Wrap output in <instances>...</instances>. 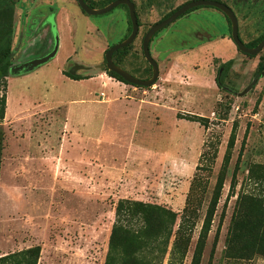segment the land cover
Returning a JSON list of instances; mask_svg holds the SVG:
<instances>
[{
  "label": "rangeland",
  "instance_id": "rangeland-1",
  "mask_svg": "<svg viewBox=\"0 0 264 264\" xmlns=\"http://www.w3.org/2000/svg\"><path fill=\"white\" fill-rule=\"evenodd\" d=\"M16 1L22 20L13 11L10 66L0 87V254L38 245L36 264H102L114 205L125 198L175 212L168 247L179 225L187 239L182 264H190L202 235L198 264H264L261 252L242 257L237 251L257 236L229 240L242 197H264V47L255 55L234 54L224 16L199 6L152 35L148 50L159 64L157 78L148 87L133 86L103 71L104 50L127 34L126 6L88 15L73 4L77 12L66 6L69 21L59 23L55 57L30 67L27 61L52 48L51 38L27 44L28 22L47 7L31 6L27 14ZM185 1L132 0L139 25L121 62L126 71L150 75L141 37ZM244 1L236 19L248 42L264 33V0ZM229 58L217 86L218 67ZM73 67L83 79L66 75ZM219 174V196L203 232Z\"/></svg>",
  "mask_w": 264,
  "mask_h": 264
},
{
  "label": "trees",
  "instance_id": "trees-1",
  "mask_svg": "<svg viewBox=\"0 0 264 264\" xmlns=\"http://www.w3.org/2000/svg\"><path fill=\"white\" fill-rule=\"evenodd\" d=\"M83 1L89 7L95 8L97 7L96 5L101 6L103 3L107 4L112 0H101L97 3L92 0ZM217 1H222L228 5L235 16L240 13L245 3L244 0ZM123 6L125 7V5ZM198 7H193L185 11V13ZM175 8L176 7L168 10L161 19L166 17ZM125 9L127 8L125 7ZM134 9L137 24L139 25L135 5ZM13 11L14 2H12V0H0V87L2 90L5 87V77L7 76L10 66ZM224 18L227 22L229 32V21L225 16ZM127 24L128 34L130 31V22L128 18ZM237 32L239 36L238 26ZM263 36L264 33L248 42H243L240 36L239 38L246 46L253 47ZM130 44L119 48L112 53L111 59L116 65L122 67L121 62L123 56L126 50L130 47ZM231 62V59H228L219 65L217 76L215 77V83L217 86H220L221 77L229 68ZM148 69L150 71L149 66ZM103 71L117 81L126 83L115 73L106 70L105 66ZM66 75L74 80L84 78L76 74L67 73ZM4 102L5 96L2 91L0 93V120L3 117ZM184 118L201 124L205 123L203 117L193 114H186ZM232 140L233 132L231 131L227 146L230 147ZM221 184L222 175L219 174L216 178L215 186L208 202L206 215L202 222L201 229L203 232L209 228ZM240 203L241 209L239 212H241V219L232 221L233 223L231 225L229 240H236L239 237L250 239V236H257L259 241L242 243L237 247V251L242 257H246L251 251H257L264 254V197L246 195L242 197ZM113 210L114 220L110 228L107 249L102 264H182L187 239L184 238V241H182V238L180 237V229L178 228L179 225L175 230V233H178V235L174 236L171 245L168 247L169 239L173 233L172 228L175 222V212L159 204L125 198H119L116 201ZM216 230H218V226ZM202 236H198L197 238L190 264H198L199 262V256L202 249ZM39 250L38 245H32L16 251L0 254V264H36L39 257Z\"/></svg>",
  "mask_w": 264,
  "mask_h": 264
},
{
  "label": "water",
  "instance_id": "water-1",
  "mask_svg": "<svg viewBox=\"0 0 264 264\" xmlns=\"http://www.w3.org/2000/svg\"><path fill=\"white\" fill-rule=\"evenodd\" d=\"M76 4L80 8L81 11H83L85 14L88 15H96V14H102L113 7L123 4L127 8V15L130 22V31L127 34L126 37L121 39L120 41L109 45L103 52V60H104V66L106 70L111 71L118 75L124 82L127 84H131L133 86H139V87H148L152 85L158 75V66L155 60L151 57L149 50H148V43L152 35L157 32L162 27L166 26L173 20H175L177 17L185 13V11L198 6H210L214 7L218 11H220L229 21V37L232 41V43L235 45L236 49L244 54L247 55H255L257 54L263 47H264V36L260 39V41L253 47L246 46L239 38L238 32H237V19L235 14L233 13L232 9L223 3L222 1L217 0H187L179 5L176 6V8L169 13L166 17L153 22L143 33L141 37L140 42V49L143 58L150 66V76L148 78H138L133 75H131L129 72H127L124 68L116 65L112 59L111 55L112 53L122 47H125L126 45L130 44L138 31V24H137V18L135 15V9H134V3L131 0H112L105 4L102 7L99 8H93L89 7L83 0H75ZM53 50L47 54H45L42 57L31 59L25 63V65H30V67L36 66L44 61H46L50 56L53 54ZM74 72V67L70 69L69 73L72 74Z\"/></svg>",
  "mask_w": 264,
  "mask_h": 264
},
{
  "label": "crops",
  "instance_id": "crops-1",
  "mask_svg": "<svg viewBox=\"0 0 264 264\" xmlns=\"http://www.w3.org/2000/svg\"><path fill=\"white\" fill-rule=\"evenodd\" d=\"M17 3L19 2L21 5L23 4L25 7H27V14L31 13V6H45L47 7V10L44 12H38L35 14L36 17L31 18L32 20H28L25 16V22H28V24L30 25V30L27 31V33H29L27 35V44H29L28 42H32L34 40H40L42 39L43 44L45 43L46 40L48 39H52V43L50 44V46L52 47L51 49L53 50V54L52 56H50L46 61L38 64H44L46 63L49 59H52L55 57L57 50L59 48L60 45V33H59V23L61 24L62 21H69V15L67 14V10H66V6H68V10L72 13L77 12L75 9H73V4H76L75 0H17ZM15 2V4H16ZM77 5V4H76ZM221 13V12H220ZM222 14V13H221ZM223 15V14H222ZM14 16L17 17L18 19H21V16L19 14H17V11L14 7ZM122 27L123 30L125 29V23H122ZM121 27V29H122ZM227 33L229 34L228 30ZM223 34V35H227ZM205 34V37H209V34ZM203 34V35H204ZM199 37L201 34H197ZM229 38V35L226 36V38ZM14 38V34H12V39ZM48 38V39H47ZM45 40V41H44ZM49 41V40H48ZM49 44V42H48ZM11 45H12V41H11ZM234 48V54L236 53V47L233 44ZM12 47V46H11ZM180 50H182V48H179ZM233 54V56H234ZM44 56V55H42ZM41 56V57H42ZM38 58V57H36ZM70 58V56L65 57L64 59H60L59 65H66L68 59ZM35 59V58H32ZM231 59V58H229ZM31 60V59H30ZM228 60V59H227ZM168 63V65H174V63H172L170 60L167 59L166 61ZM77 65H84L81 63H78ZM159 65V64H157ZM132 108H134V116H135V107L131 106ZM133 116V118H134Z\"/></svg>",
  "mask_w": 264,
  "mask_h": 264
},
{
  "label": "flooded vegetation",
  "instance_id": "flooded-vegetation-1",
  "mask_svg": "<svg viewBox=\"0 0 264 264\" xmlns=\"http://www.w3.org/2000/svg\"><path fill=\"white\" fill-rule=\"evenodd\" d=\"M126 36H127V35H126ZM126 36H125V37H126ZM123 38H124V37H123ZM123 38H122V39H123ZM140 42H141V41H140ZM149 68H150V66H149ZM127 72H128V71H127ZM130 74H131V73H130ZM131 75H133V74H131ZM133 76H134V75H133ZM149 76H150V75H149ZM149 76H148V77H149ZM135 77H136V76H135ZM148 77H146V78H148Z\"/></svg>",
  "mask_w": 264,
  "mask_h": 264
}]
</instances>
